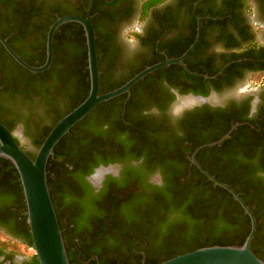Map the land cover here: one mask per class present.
<instances>
[{
    "label": "trees",
    "instance_id": "16d2710c",
    "mask_svg": "<svg viewBox=\"0 0 264 264\" xmlns=\"http://www.w3.org/2000/svg\"><path fill=\"white\" fill-rule=\"evenodd\" d=\"M242 1L243 6L248 9L247 1ZM87 4L88 0L85 6ZM145 12L146 8L143 10L141 20L144 19ZM198 17L201 18L199 13L193 14V35L187 38L177 50L167 51L165 53L167 58L180 57L194 42ZM97 18L99 14L94 5L92 10L94 27ZM205 22L203 19L202 25ZM133 35L139 37L138 33ZM45 44L44 35L43 42L40 44L44 51ZM198 44L184 60L189 71L198 75H192L177 65L160 69L154 73L167 76L171 72L168 73L166 70L180 71L185 80L215 83L217 79L226 77L230 69L243 65L250 59L256 60L254 49L256 44L254 43L241 54H233L230 58L225 56L223 64L229 65L217 75L221 69H214L207 65L212 57H207L204 64L189 63L188 59L200 47ZM96 49L97 57L108 49L99 40L97 34ZM162 50L164 49L159 52ZM45 57L44 54V58L38 65L21 58L29 65L40 66L44 64ZM86 59L84 31L80 25L71 23L62 26L56 32L53 42V61L50 69L42 74H33L24 70L2 47L0 48V91L9 95H18L21 99H26L28 95L34 93H39L42 98H45L46 94L54 92L59 97L65 98L62 108L54 111L50 126L37 134H31L28 127L26 128L24 137H30L36 149L42 144L53 126L88 96L90 84ZM163 60L164 57H159L139 68L130 77L115 80L109 85L103 84L102 80L110 76L112 65L111 63L103 65L99 60L101 80L99 94L119 88L138 72ZM54 72H56L55 77L51 79L54 83L47 86L30 87L34 81L46 79L54 75ZM203 75L217 76L216 79H204ZM148 78L149 76H146L144 80ZM175 82L173 76L168 77L169 84ZM71 88L74 93L68 94ZM194 93L205 95V92L196 90ZM117 99L98 105L79 122L57 144L53 157L48 161V188L70 264H76L72 260V249L76 248L74 239L77 236L79 239L84 238L82 241L92 240L94 242L95 251L102 258L100 264H159L203 247L241 245L249 234L250 220L239 204L228 192L214 187L212 182L208 181L194 166H191L190 171L184 169L182 172L175 170L169 172L170 169L167 167L171 164L167 165L165 158L156 148V144L145 143L146 140L141 133L143 128L141 124L131 125L134 131L133 136H138L142 145L138 142L137 144L149 151L147 159L150 162L159 161L164 176V185L161 188L152 186L147 188L140 178H133L131 182L129 181L130 185L118 188L120 192L107 191L103 197H98V195L93 197L89 194L91 189L83 178L84 174L91 173L92 168L99 163H108L104 157L119 146L118 140L97 137V129L102 126L101 121L107 122L109 119V116L99 117V111L111 106ZM43 104L47 106V111L52 113L50 111V109L53 110L50 106L51 102L48 104L43 100ZM121 122L125 124L128 119L122 116ZM236 123L240 125L232 131L227 140L219 146L199 150L196 160L216 180L233 188L250 208L257 222L251 250L264 261V218L262 214L264 209V104L255 119L244 120L243 111L234 108L230 110L217 108L213 112L209 109L202 114L192 116L183 126L184 137L188 144V157H191L197 147L219 140ZM86 157H94L95 164L88 165L85 161ZM186 164L189 165V161H186ZM67 165L71 167V170ZM69 174L73 178L72 181H69ZM0 190L4 192L2 194L4 199H1L3 203L5 202L3 208L5 213L15 218L20 217L22 223L25 222L29 240L28 247L32 248L29 227L26 224L27 217L24 215L26 208L19 176L13 165L3 159H0ZM118 193L123 195L122 199H119ZM119 200L121 203L131 205V209L127 211L130 214L127 213L122 217L117 215L116 204ZM0 245L3 249H7V246L1 242ZM32 258L36 264H39L35 255ZM79 263L81 264V261Z\"/></svg>",
    "mask_w": 264,
    "mask_h": 264
},
{
    "label": "flooded vegetation",
    "instance_id": "af4514ba",
    "mask_svg": "<svg viewBox=\"0 0 264 264\" xmlns=\"http://www.w3.org/2000/svg\"><path fill=\"white\" fill-rule=\"evenodd\" d=\"M245 1L249 5L248 9L243 6L242 0H94L93 6H96L99 14V18L95 20V27L93 25L95 34L108 47L97 57L98 66L99 60L103 65L110 63L112 65L110 76L103 78V84L109 85L115 80H124L159 57H164V60L170 59L165 53L177 50L193 35V14L196 12L201 16L198 41L200 47L188 59L190 64H204L207 57H212L207 65L221 69L217 74L219 75L229 65L223 64L225 56L230 58L233 54H241L254 43L256 60L250 59L247 63L230 69L226 77L217 79L215 83L185 80L180 71L166 70L168 73L171 72L167 76L153 72L148 75V79H143L141 84H135L136 87L134 85L129 94L117 97V101L111 106L101 109L98 116H109V119L107 122L101 121L102 126L97 129V137L118 140L119 146L104 157L108 163H99L92 168L91 173H83V178L91 189L89 191L91 196L103 197L107 191L120 192L118 188L130 185L133 178H140L147 188L151 186L161 188L164 185L159 161L150 162L147 159L149 151L137 144V142L141 144V139L133 136L132 124L143 125L141 133L144 135L145 143L156 144L167 165L171 164L167 167L170 169L169 172L171 170L182 172L184 169L190 171L191 166H194L188 157V144L183 128L192 116L202 114L209 109L213 112L217 108L223 110L234 108L243 111L244 120L255 119L264 104V84H261L254 94L227 97L223 101H217L248 75L264 73V70H261L264 68V44L256 40L254 30L257 26H261L264 39V0ZM85 4L86 0H1L0 35L6 37L9 45L21 57L38 65L44 54L46 56V44L45 51L40 44L44 35L46 39L50 25L57 18L67 15L84 17L88 7V4L87 6ZM145 8L146 15L141 20ZM248 10H251L258 23L250 21L247 17ZM203 19L206 21L204 25H202ZM135 21L139 22L137 30L133 28ZM123 31L128 34L129 32L139 34V37H135V46L126 43L122 36ZM161 49L164 50L159 52ZM53 74L46 79L36 80L29 86L34 88L54 83L51 79L55 77L56 72ZM170 76L175 78L174 84L168 83ZM194 90L205 92V95L194 93ZM73 93V88L68 90V94ZM43 100L48 104L51 102L52 113L47 111ZM64 101L65 98L59 97L56 92L46 94L45 98L39 93H34L28 95L26 99H21L18 95H9L0 91V122L19 142L18 137L24 136L27 127L31 134H37L50 126L54 111L60 110ZM122 116L128 119L125 124L121 122ZM25 152L31 158L34 156L29 151ZM85 161L90 166L95 164L94 157H86ZM186 161H189V165ZM67 167L71 170L69 165ZM68 177L69 181L73 180L70 174ZM3 193L0 190V235L12 243L28 246L25 222L22 223L20 217L15 218L5 213ZM118 196L119 199L123 197L121 193H118ZM116 205L118 216L130 214L127 212L131 209L130 204L121 203L119 200ZM262 214L264 218V209ZM83 239L75 237L76 248L72 249V260L76 264H80V261L81 264H100L102 258L96 253L94 242L82 241ZM32 256H20L12 250L3 249L0 245V264H36Z\"/></svg>",
    "mask_w": 264,
    "mask_h": 264
},
{
    "label": "water",
    "instance_id": "95a60500",
    "mask_svg": "<svg viewBox=\"0 0 264 264\" xmlns=\"http://www.w3.org/2000/svg\"><path fill=\"white\" fill-rule=\"evenodd\" d=\"M93 3L94 0H89L84 17L67 15L57 18L50 25L46 37V60L40 66L29 65L13 50L8 40L0 36V44L6 53L20 67L33 74L44 73L51 67L53 61L54 35L62 25L77 23L82 27L85 36L87 49L86 61L90 84L88 96L53 126L42 144L36 150L34 158H31L19 146L11 131L0 122V159L9 161L19 176L26 208L24 215L27 217L31 245L39 264H70L47 183L48 161L53 157L57 144L98 105L121 95L129 94L135 84L156 70L170 65H179L186 72L195 74L189 71L184 63V59L199 41L200 18H198L197 35L194 42L180 57L166 59L148 66L135 74L119 88L104 94H99L100 70L97 58L96 34L92 24ZM203 77L206 79H214L216 76L209 77L203 75ZM238 125L234 124L219 140L197 147L191 154L190 162L208 181L212 182L214 187H219L228 192L239 204L244 214L250 220L249 234L241 245L203 247L178 255L159 264H264V261L259 259L251 250V243L256 233L257 222L250 208L233 188L216 180L196 160V155L199 150L221 145L229 138L232 131Z\"/></svg>",
    "mask_w": 264,
    "mask_h": 264
},
{
    "label": "rangeland",
    "instance_id": "374dc122",
    "mask_svg": "<svg viewBox=\"0 0 264 264\" xmlns=\"http://www.w3.org/2000/svg\"><path fill=\"white\" fill-rule=\"evenodd\" d=\"M247 17L250 19V21H252L253 23L257 22V20L255 19V16H253V13L251 12V10L247 11ZM256 27V26H255ZM133 28L134 29H139V22L135 21L133 23ZM255 32H256V40L260 43V44H264V39L262 36V27L261 26H257L256 28H254ZM125 31H123L122 36L124 37L126 43L129 46H135L136 42H135V37L133 35V32H129L126 33ZM261 84H264V73H259V74H255V75H248L247 77H245L240 83L235 84V86L228 92H226V94H223L221 96V98H218L217 101L220 100H225L227 97H244L247 96L249 94H254L256 93ZM221 101V102H222ZM18 143L20 145V147L25 150V151H29L30 153H32L33 155H35L36 153V148L34 146V143L32 142L30 137H22L19 136L18 137ZM0 242L3 245H6L8 250H12L15 253H17L18 255H22L25 257H30L32 255H34V250L33 248H29L28 246L25 245H21V244H15L12 243V241H10L9 239L5 238L4 236L0 235Z\"/></svg>",
    "mask_w": 264,
    "mask_h": 264
}]
</instances>
